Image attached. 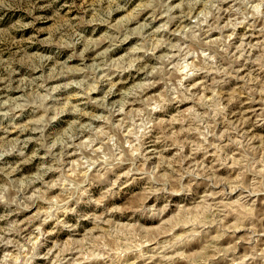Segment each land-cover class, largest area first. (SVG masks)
Wrapping results in <instances>:
<instances>
[{
    "label": "rangeland",
    "instance_id": "obj_1",
    "mask_svg": "<svg viewBox=\"0 0 264 264\" xmlns=\"http://www.w3.org/2000/svg\"><path fill=\"white\" fill-rule=\"evenodd\" d=\"M0 264H264V0H0Z\"/></svg>",
    "mask_w": 264,
    "mask_h": 264
}]
</instances>
